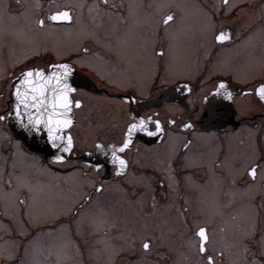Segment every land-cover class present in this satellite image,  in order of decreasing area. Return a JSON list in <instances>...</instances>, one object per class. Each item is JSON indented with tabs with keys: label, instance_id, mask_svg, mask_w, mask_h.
<instances>
[{
	"label": "flooded vegetation",
	"instance_id": "flooded-vegetation-1",
	"mask_svg": "<svg viewBox=\"0 0 264 264\" xmlns=\"http://www.w3.org/2000/svg\"><path fill=\"white\" fill-rule=\"evenodd\" d=\"M200 9L210 15L209 36L199 33V18L195 15L203 14ZM65 10L70 20L51 19L53 14ZM169 15L171 20H167ZM41 20L43 24L39 23ZM128 31L136 34L134 39L137 37L145 57L152 49L157 57L156 71L151 70L147 84L124 72L129 83L121 85L114 81V75H118L114 68H121L122 73L126 63V45L121 43L120 36ZM220 32L225 33V39H216ZM37 39L41 49L34 51L31 46ZM175 45H192L186 51L188 56L196 47L190 55L194 61L188 64L194 68L190 76L170 83L163 73ZM91 57L103 61L112 74L84 61ZM218 57L226 61L227 69L213 68L212 62ZM65 64L70 71L59 76L73 80L71 106H78L70 129L75 143L77 130L82 136L84 132L95 134L87 140L90 143L84 141L80 149L76 146L62 166L49 165L65 175L81 169L93 184L85 182L83 189L78 188L55 220L30 222L20 217V203H29L30 192L27 187L15 186L11 175H17L16 167L10 172L17 145L24 147L8 123L11 84L29 69L47 73L51 66L61 68ZM144 68L145 65L142 71ZM221 82L224 88L217 93ZM140 84L144 90L139 89ZM261 84L264 0H0V116L5 117L0 120V224L7 229L0 228V238L8 235L20 239L27 233L22 235L23 242L40 233L51 234L59 224L66 223L80 247L82 259L86 262L91 258L85 264H102L92 262L98 255L95 240L109 230L98 225L95 215L101 212L113 220L107 219L111 220L107 225L112 228L109 234L113 247L114 234L120 232L113 227L118 226L120 218L128 226L134 220L159 225L165 222L164 227L173 222L176 232L193 240L196 251L200 244L198 230L205 228L208 240L205 251H199L203 264H264V100L255 91ZM77 100L79 105L75 104ZM108 100H114L111 115L98 117L94 108L107 106ZM142 118L144 125L134 131L136 140L121 150L128 125H139ZM156 121L160 122L159 131ZM189 122V127H183ZM248 127L254 130L255 146L246 143ZM108 130L111 134L104 136L102 132ZM202 136L211 138L207 141ZM99 141L103 142V151L83 159L82 153L94 151ZM245 147L252 155L256 150V157L248 159L252 157L247 158ZM119 158L126 162L123 167ZM253 166L254 177L250 174ZM83 174L79 173L78 179ZM112 182L114 199L110 202L114 207L115 202L120 203L114 209L109 208L111 203L97 199L101 193H109ZM72 184L68 182V193L76 190ZM197 187L205 190L197 191ZM200 206L206 210L200 211ZM17 212L20 216L14 215ZM121 212L124 214L120 215ZM149 235L130 236L123 245L127 250H114L113 264H136L139 258L145 259V264H174L170 256L161 261ZM180 237L177 233L174 238ZM165 239L160 245L176 257L173 238ZM146 242L147 249L143 246ZM6 251H1L0 256L9 254V261L0 258V264H19L24 258L21 248L9 246ZM124 252L128 262L120 261ZM142 253L144 257L139 256Z\"/></svg>",
	"mask_w": 264,
	"mask_h": 264
},
{
	"label": "rangeland",
	"instance_id": "rangeland-1",
	"mask_svg": "<svg viewBox=\"0 0 264 264\" xmlns=\"http://www.w3.org/2000/svg\"><path fill=\"white\" fill-rule=\"evenodd\" d=\"M201 10V9H200ZM199 11V10H198ZM203 12V10H201ZM189 16V15H188ZM194 17V15H192ZM198 17L199 21V33H204V35L209 36L211 33V25L212 21L210 19V15H208L205 11L203 14H197L195 15ZM203 28V29H201ZM201 31V32H200ZM134 35L132 31L126 32V34H123L120 36V40H122V44L126 45L125 49V61L126 63H123L122 67V73L121 68L115 67L114 68V74L118 73V75H114V81H118L119 84L124 85V83H129L130 79L126 78V74L129 73L134 75L136 78H140V81L144 84H147L148 81L151 79V73L153 70V73L156 71V60L157 57L154 56L153 49L151 50L150 54L145 57L143 50L139 46V42L134 39ZM177 36H173L172 43ZM138 42V43H137ZM119 42V45L121 44ZM154 41L151 39V44L153 45ZM34 51L41 49V43L40 40L37 39L36 42H34L31 46ZM192 45L188 46L187 48L178 47V46H172L171 51L169 53V56H167L166 59V72L163 73V75L166 76L167 82H175V80L178 77H187L190 76L194 65H188L189 61H194L190 55L194 53L196 50V47L194 46L192 51L190 52L189 56L186 55V51H188ZM143 52V54H142ZM130 57V58H129ZM190 58V59H189ZM132 59V61L130 60ZM143 60V62L141 61ZM87 63H95L98 67L103 69V72L107 75H111L112 71L110 68L106 67L100 59L98 60L96 57H91L90 59L84 60ZM82 61V62H84ZM134 61V62H133ZM146 62V64H145ZM137 64V65H136ZM139 65V66H138ZM143 65H145L144 70L142 71ZM227 63L226 61L218 57L214 59L212 62V66L215 70H224L227 69ZM187 67V68H186ZM192 69V70H191ZM152 73V74H153ZM128 76V75H127ZM141 87L140 90H144L145 87L140 84ZM114 104V100H108L106 103L107 106H94V110L98 111L97 115L98 117H109L111 115V109L114 106H111ZM93 110V111H94ZM81 123H79L76 127L78 128ZM76 128V129H77ZM113 133L114 135V125H113ZM253 133L254 130L250 129L249 127L246 130V143L250 144L252 142V145L255 146V143L253 141ZM93 134H95V131H93L92 135H87L86 132L82 134L77 130L75 132L76 136V142H77V149H80L83 145L87 142V140L93 138ZM102 134L104 136L110 135V130L103 131ZM87 135V136H86ZM82 136V137H81ZM81 137V138H80ZM203 140L209 141L211 137L202 136ZM79 139V140H78ZM236 139H239L237 137ZM243 139V137H242ZM85 141V142H84ZM18 146V150L15 153L13 157L14 163H12V169L10 172L18 171L17 175L15 174L11 175L13 178V182L15 186L19 187H27L30 192V198L29 203L24 205L20 203L23 215L20 216L19 212L14 215L20 216L22 219L27 218L30 220V222H41V223H47L48 220L53 221L57 218L60 211L65 208L66 203L71 200L75 194V191L78 190V188L83 189V184L87 182L88 185H92V181L88 176H85L81 169H76L70 174L65 175L64 173H60L57 171H54L55 169L52 168L50 165H53L58 167L62 166V163L55 164L54 162L49 161H43L39 156L35 155L34 153L27 152V150L24 147ZM171 144H169V147ZM219 146H217L218 148ZM230 148H232V145H230ZM238 151V149H236ZM246 155L248 159H253L254 156L256 157V150L254 151V154L252 155L249 153L245 147ZM11 157V159H12ZM167 163H169L168 156L166 157ZM14 164V165H13ZM50 164V165H49ZM83 174V176H80L78 179V175ZM129 181H132V178L130 175H128ZM86 177V178H85ZM72 181L74 184L71 185V187L75 188L76 190L70 191L68 193L67 190H69L68 182ZM91 181V183H89ZM113 185L111 186L112 189H109V193L103 196V193H101L97 199L102 200V202L111 203L110 200L114 199V182H112ZM120 187L119 185H116ZM197 191H204V187H197ZM218 190L216 189L215 195L218 194ZM78 192V191H77ZM84 193V191H83ZM129 196H130V192ZM126 195V194H125ZM77 196V195H76ZM118 198L121 197V194L118 193ZM127 197V196H126ZM142 197V196H139ZM204 198H207L206 196H203ZM214 198H217V196H214ZM31 205V208L30 206ZM115 206L119 208L120 203L115 202ZM114 207V203H111V206H109L110 209L116 208ZM201 210H206V208H201ZM215 208H218V203H215ZM120 214V213H119ZM124 214V212H121L120 215ZM98 217V225L102 227H107L110 231H112V228L109 225V221H111V218H106L104 216V213H99L98 215H95ZM111 219V220H107ZM120 220H122L120 218ZM120 220H118L119 224L118 226H114V228L120 229V232L115 233L114 237V247L111 244L110 234L109 230L106 231V233H102L101 237L96 239V246H97V254L95 257L92 258V262L95 261L97 263L102 264H113V258H114V250L121 249L127 250V248L124 245V242L131 236H134L137 238L139 235L147 236L148 233H150L149 238L151 239L152 244L154 245V249L157 250L156 254L161 259V261L164 260L166 256L172 257L174 259V264H203L201 255L199 251H196L195 244L193 240H188V237L182 234V232L178 231L176 232V228H174L173 222L166 224L167 226L164 227V223H161L160 225L158 223L155 224V222L150 223H143L138 220H134V224L132 226L124 225ZM113 222V220H112ZM0 228H2L4 231L7 230L4 225L0 224ZM24 231H27L26 227H23ZM180 229V228H179ZM220 229V228H219ZM9 230V229H8ZM99 228H97V231ZM183 229L182 231H184ZM133 231V233H132ZM108 232V233H107ZM132 233V234H131ZM177 233L181 236L180 238H174L177 236ZM27 234V233H26ZM22 234V235H26ZM50 234L47 232L40 233L37 236H31L26 240L21 241L22 235L20 236V239H11V237L4 236L0 238V252H7V248L9 246H13L15 248H21L23 250L24 258L19 264H85L87 262H91V258L88 257L86 262L84 259H82L81 250L77 242L72 239V235L69 234V228L66 223L59 224L54 231ZM131 234V235H130ZM89 235V234H88ZM29 236V235H28ZM173 238L171 239L172 244L174 246H177V253L176 257L175 254L172 252H169L165 245L161 244L163 241H165V237H167L169 241V237ZM163 237V238H162ZM120 240V241H119ZM117 242V244H115ZM170 247V246H169ZM187 248V249H186ZM46 250V252L44 251ZM179 250V251H178ZM9 252V250H8ZM46 253V256L42 253ZM99 252V253H98ZM172 253V254H171ZM89 255V254H88ZM90 255L93 256V254L90 252ZM9 254H7V257L0 256L1 261H9L8 258ZM138 256V255H137ZM139 256L144 257L145 254H139ZM49 257V258H48ZM100 258V260L98 259ZM94 259V260H93ZM128 262L130 259L127 258L126 252H124L121 255L120 261ZM139 261L136 264H145V259H138ZM147 264H155L154 262H150Z\"/></svg>",
	"mask_w": 264,
	"mask_h": 264
},
{
	"label": "snow or ice",
	"instance_id": "snow-or-ice-1",
	"mask_svg": "<svg viewBox=\"0 0 264 264\" xmlns=\"http://www.w3.org/2000/svg\"><path fill=\"white\" fill-rule=\"evenodd\" d=\"M225 2H227V0H225ZM52 20H70L71 16L69 14V12L67 10L65 11H60L57 12L55 14H53L51 16ZM172 16H168L167 20H171ZM39 23L43 24V21H39ZM226 38V35L224 32H220L217 36L216 39L217 40H223ZM59 67L67 70L68 69V65H60ZM36 75L40 78H44V72L43 70H32L29 69L25 72L24 76L25 78L22 79L20 81L19 84L16 85V91H15V95H16V99H17V103L15 104L14 108V114L15 117L17 118V120L20 121V123L28 128L29 126H31V128H34L36 131H39V125L41 123H44L45 126L48 129V136L49 139H57V137H55L53 135V129L55 128H59V127H67L69 124H71V118L67 116V113L70 111V105L72 104V101L69 99L67 92L70 90H73L70 88L69 85L67 84H61V80L60 77L56 74V73H52L47 77V82L51 83L52 79L55 78L56 79V83L59 86V88L61 89L59 95L57 96V100L56 101H51V110L48 112V116L46 120L42 119V111H41V106L43 104V101L39 99L40 96L43 95L42 89L38 88V87H33L31 89V92H23L21 90V85H31L32 81L30 79H28L29 77H32L33 75ZM220 88H224V83L221 82L219 88L217 89V93H219V89ZM256 93L259 96V98L261 100H264V84L259 85L256 88ZM228 98L231 99V93H228ZM208 98L205 97V100H207ZM76 105L80 104V101L77 100L75 101ZM23 106V112L21 111V107ZM62 109V112L59 114V116H57L54 119V113L56 112V109ZM33 109L35 111H33ZM27 114V124L24 123V114ZM11 115V113H10ZM60 116H63L64 118L61 119L59 118ZM5 117L0 116V120H3ZM150 119V118H149ZM156 130L159 131L160 130V122L156 121ZM144 125V119L142 118L139 122V125H137L136 123H132L128 126L129 129V135H131V132L133 129L137 128L138 126H143ZM190 126V122L186 123L183 125V127L187 128ZM154 134V133H152ZM60 139H63V137H59ZM72 144V137L69 135L67 137V146L64 148V151H68L70 149V146ZM129 144V140L125 139L124 143L122 145V148H126ZM97 147H100V145H97ZM113 157H116V153L113 152L112 153ZM56 160H62L63 156H56L55 157ZM125 161L122 158H119V164L121 165V167H123L125 165ZM97 167H100V165H96ZM250 174L254 177L256 175V167L253 166L250 169ZM199 240H200V244H199V251L204 252L205 251V241L208 240V236L206 234V230L205 228H200L198 230L197 233ZM144 248L147 249L149 247V244L146 242L144 245ZM209 261H211L213 258L211 256H209L207 258Z\"/></svg>",
	"mask_w": 264,
	"mask_h": 264
},
{
	"label": "water",
	"instance_id": "water-1",
	"mask_svg": "<svg viewBox=\"0 0 264 264\" xmlns=\"http://www.w3.org/2000/svg\"><path fill=\"white\" fill-rule=\"evenodd\" d=\"M58 66H51L49 69V72L45 73L44 71V78H40L38 76H36L35 74L32 77H29L28 79H30L32 81L31 85H21V90L22 93L27 91V92H31V89L33 87H38L42 89L43 95L39 97L40 100L43 101V104L41 106V111H42V119L46 120L47 116H48V112L51 110V101H56L57 100V96L59 95L61 89L59 88V86L56 83V79L53 78L51 83L47 82V77L52 74V73H56L59 76V73H65L67 71H70L69 69L65 70L63 68H57ZM36 70V69H34ZM41 70V69H39ZM25 74V73H24ZM21 75V77H18L16 79L13 80L12 84H11V100H12V106H11V110L9 112V116H8V123L10 128L15 132V134L20 137L24 144L33 151L38 152L39 154H41L44 158L46 159H52L54 161H63L65 159H67L71 153V151H73L75 149V147L77 146V144L75 143L74 137L72 135V132L70 131V129L72 128V126L74 125L75 122V107L78 106H71L70 105V111L67 113V116L71 118V124H69L67 127H59V128H55L53 129V135L55 137H57V139H49L48 136V129L45 126L44 123H41L39 125V131H36L34 128H31V126H29L28 128L24 127L19 120H17V118L15 117L14 111H15V104L17 103V99H16V95H15V91H16V85L20 83V81L22 79L25 78V76ZM60 77V76H59ZM61 80V84H67L70 86V88L72 89L73 87V80L70 78H64V77H60ZM72 90L67 92V95L69 97V99L71 100V93ZM21 111L23 112V106L21 107ZM33 111H35L33 109ZM62 112V109L57 108L56 112L54 113V119L59 116V114ZM11 113V115H10ZM59 118L63 119V116H60ZM24 123L27 124V114H24ZM132 124V123H130ZM129 124V125H130ZM128 125V126H129ZM134 131L135 129L132 130L131 135H129V129L127 127L126 132H125V136H124V140L128 139L129 140V144L128 146H130L135 140H136V135H134ZM72 137V144L70 146V149L68 151H64V148L67 146V137L68 136ZM59 137H63V139H60ZM96 148L94 151H84V153H82V157L83 159H88L90 158V156H92L93 154H100V152H102V146H103V142H97L96 144ZM97 145H100V147H97ZM110 148H112L113 152H114V147L111 146ZM56 156H63L62 160H56L55 157Z\"/></svg>",
	"mask_w": 264,
	"mask_h": 264
}]
</instances>
